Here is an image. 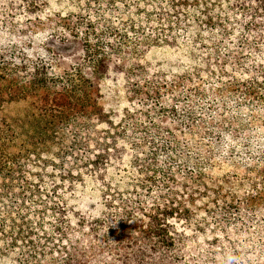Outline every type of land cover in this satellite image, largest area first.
I'll use <instances>...</instances> for the list:
<instances>
[{
	"label": "trees",
	"instance_id": "1",
	"mask_svg": "<svg viewBox=\"0 0 264 264\" xmlns=\"http://www.w3.org/2000/svg\"><path fill=\"white\" fill-rule=\"evenodd\" d=\"M144 1L145 6L164 5L163 1ZM165 1L174 16L185 8L202 7V15L195 12L193 22L178 17L187 33L197 26L215 30L219 25L212 0ZM223 1L229 8L225 23H238L248 43L257 40L264 44V0ZM0 7L9 12L0 13V20L9 23L0 24V31H8L14 38L12 44L0 46V233L6 234L5 226H12L15 231L9 239L18 243L9 250L22 247V263L39 260L35 264H52L35 257L45 253L53 264H192L199 242L215 247L216 264L255 263V253L249 250L252 245L244 236L249 217L237 218L236 225L226 227L225 208V217L211 228L210 221L195 215L196 210L198 214L207 212L211 205V182L203 177L193 183L182 171L204 173L201 159L212 161L245 133L243 148L236 147L249 159L244 181L226 183V195L219 197L230 209H259L264 204V106L245 102L237 108L239 116L231 117L223 98L185 102L178 98L183 86H156L152 80L157 71L149 69L147 79L141 72L125 73L128 103L123 113L109 114L101 103L100 75L115 65L135 64L140 70V59L104 52L101 42L93 40L98 30L91 18L81 24L83 29L87 26L83 34L69 18L61 17L59 22L69 35L82 37V55L89 66L78 63L57 68L45 60L34 61L28 54L30 46H20L25 35L21 24H16L19 4L0 0ZM126 31L113 28L111 34L127 36ZM166 37L169 42L175 39L173 33ZM243 46L230 47L226 53L232 55L230 61L228 57L215 62L203 58V69L210 75L224 72L221 83L226 85L225 91L237 88L247 100L257 103L264 100V59L251 58L245 69L241 59L252 50ZM234 66L244 71L232 70ZM14 104L22 105V111L11 113L9 107ZM226 124H230L227 129ZM54 162L62 164L60 174L51 175L46 169L49 163L55 166ZM128 162L135 175L128 169L126 176L113 171ZM151 174L158 177L152 179ZM87 180L98 183L103 192L97 215L76 214L61 200L64 190L73 192L72 187ZM56 181L62 185L54 186ZM154 182L157 185L150 186ZM141 193L157 201H144L138 196ZM34 217L46 223L28 225ZM175 218L184 219L188 230L176 228ZM48 219L54 220L51 229ZM259 251L264 249L260 246Z\"/></svg>",
	"mask_w": 264,
	"mask_h": 264
},
{
	"label": "rangeland",
	"instance_id": "2",
	"mask_svg": "<svg viewBox=\"0 0 264 264\" xmlns=\"http://www.w3.org/2000/svg\"><path fill=\"white\" fill-rule=\"evenodd\" d=\"M146 1L153 3L155 0ZM157 1H163L164 5L158 8L145 6L144 0H116L115 2L114 0H97V2L95 0H16L19 4L16 13L18 16L16 24H21L25 35L20 46L22 48L30 46L31 49L28 53L30 58L38 62L45 60L50 66L58 68V65H60L64 68H70L71 64L78 65V63H84V67L89 66L84 60L85 56L82 55V44L80 41L82 37L76 38L72 32L69 35L59 21L61 17H67L73 25L81 28V24L86 22V18H91L98 30V35H93V40L101 42L104 52L108 53V55L120 52L124 58L131 56L132 58L140 59L143 65H138L140 70L135 64L115 65L107 73L100 75L101 103L109 114L119 111L123 113L128 103L129 85L127 81L128 75L126 74H138L137 72H141V74H145L147 79L150 77L149 73H151L149 69L157 71L158 76L152 80L156 86H162L165 83L170 86L174 84L183 86L181 91L178 92V98L185 102L193 99L200 103H205L217 97L223 98L225 103H227V109L231 117L239 116L237 108L240 104L244 105L245 102L254 106L258 104L264 106V103H262L264 100L252 103V101L244 97L245 93L237 88V90L233 88L227 89L233 92L225 91L227 87L221 83L224 72L215 71L211 75L204 72L203 58H207L211 62L219 59L226 60V57L229 58V61L232 60V55L229 56L226 53H228L227 51L230 50L233 44H243V47H250L252 50L251 53H246L241 59V65L245 69H248L245 64L251 62V58L262 57L264 59V44H261V41L255 40L248 43L245 39V30L238 23H225L226 11L229 8L223 0H212L216 7L213 12L220 18L218 20L219 25L214 28L215 30L212 28L203 29L197 26L194 27L195 29L190 30V33L185 31V26H181L178 17L180 19H189L193 22L195 12L202 15L201 6L197 9H182L181 13L184 14L176 13L174 16L165 0ZM203 1L201 0V3ZM218 1L220 2L218 3ZM4 12L9 13L6 8L0 7V13L3 14ZM168 13L172 15H168ZM0 24L7 26L9 23L0 20ZM86 27L84 29L81 28L83 34H85ZM110 28H118L121 31L127 30V36L111 34ZM234 28L236 29L234 30ZM170 33L175 35V39L169 42L166 36ZM12 35L8 31H0V46L12 44L14 41ZM157 37L162 38V40H155ZM148 47L150 48L147 49ZM43 54L46 55L43 56ZM232 70H237V72L244 71L242 67L236 66L232 67ZM92 76H95V74L93 73ZM188 78H190V81H188ZM226 80L229 81V79ZM233 82L236 83L237 81L233 80ZM262 91H264V88ZM246 107L248 114L253 118L254 113L251 105ZM22 108V105L14 104L9 107V111L11 113H19ZM210 110L211 108L206 109V112L209 114ZM139 115V109H137V116ZM155 115L156 113H153L152 116ZM227 126H230V124L225 125L226 129ZM245 140H247V136L243 133L242 137L227 146V152L226 149L221 151L218 153L219 156L217 155L210 162L204 158L201 159L199 161L201 167L204 166L206 168L204 173H199L195 170L194 172L182 171V174L193 181V183L194 180L198 181L203 177L211 182L212 189H208L211 194V205L208 211L203 214H198L197 212L199 211H195L197 217L211 222V228L213 224H216L217 220L225 217L223 216L225 208L226 222L228 223L226 227L236 225L237 218L249 217L247 219L249 229L244 233V236L252 245L249 250L255 253L253 258L256 262L253 264H264V252L261 253L259 251L260 246L264 249V204L259 209H253L251 206H239L230 209L228 207L229 204L228 206L223 204L219 197L222 194L226 195V183L235 185L239 181H244L246 176L244 169L249 164V159L245 152L238 151L236 147L238 146L239 149L243 148ZM70 142L72 141L69 140ZM258 163L261 164L262 162L258 161ZM54 164L56 163L54 162ZM130 164L131 162H128L125 167L119 166L113 171L115 173L118 172L119 176H126L125 172L126 169L131 167ZM233 164L238 166L239 169L233 167ZM46 169L51 175H54L60 174L63 168L59 162L55 166L49 163ZM131 173L135 175L132 171ZM151 176L152 179L158 177L156 174H151ZM51 182H54V179ZM56 182L54 186L62 185L60 181ZM155 185H157L155 182L150 184L152 187H155ZM163 185L168 186L165 181ZM49 188L57 189L55 187ZM72 188L74 189L73 192L64 190L61 194V200L67 201L68 208L73 209V212L76 214H79L77 212H87L97 215L101 211V196H103V192H101L98 183L95 184L87 180L79 182ZM197 194L198 196L202 195L198 191ZM138 196L144 201L150 199L157 201L152 195L147 193L145 195L141 193ZM56 200L58 201L59 198L57 197ZM43 222L46 223V220L42 221L40 217H34L33 219L31 218L28 225H35L36 223L35 226H40ZM53 222L54 220L48 219L49 229L52 228ZM172 222L176 228L188 230L186 227L187 222L184 219L175 218ZM2 229L3 227L0 228V231ZM14 231L12 226L6 225V234L0 233V264H35L39 260L22 263L20 256L22 247L9 250L13 244H18L9 239ZM19 244L21 246L20 242ZM196 249L195 260H192V264H216L215 256L213 255L215 247L212 248L197 242ZM207 249L211 250L208 252ZM25 255L27 256V254ZM45 256L46 253L35 257L53 264L52 259H46Z\"/></svg>",
	"mask_w": 264,
	"mask_h": 264
}]
</instances>
